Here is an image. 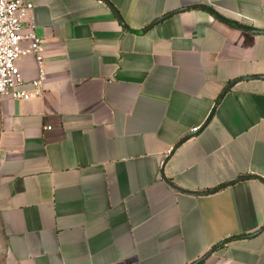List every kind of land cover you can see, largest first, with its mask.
Returning <instances> with one entry per match:
<instances>
[{
	"label": "crops",
	"instance_id": "crops-1",
	"mask_svg": "<svg viewBox=\"0 0 264 264\" xmlns=\"http://www.w3.org/2000/svg\"><path fill=\"white\" fill-rule=\"evenodd\" d=\"M24 1L0 264H264V0Z\"/></svg>",
	"mask_w": 264,
	"mask_h": 264
},
{
	"label": "built area",
	"instance_id": "built-area-1",
	"mask_svg": "<svg viewBox=\"0 0 264 264\" xmlns=\"http://www.w3.org/2000/svg\"><path fill=\"white\" fill-rule=\"evenodd\" d=\"M33 8L24 0H0V97L29 99L44 91L46 48L33 31ZM29 57L35 62L37 77L31 82V91L26 92L20 90L24 80L16 63Z\"/></svg>",
	"mask_w": 264,
	"mask_h": 264
},
{
	"label": "water",
	"instance_id": "water-1",
	"mask_svg": "<svg viewBox=\"0 0 264 264\" xmlns=\"http://www.w3.org/2000/svg\"><path fill=\"white\" fill-rule=\"evenodd\" d=\"M201 8H202L203 10H205L206 12H208L209 14H211V15H212L214 18H216L217 20H220V21H222V22H224V23H227V24H229V25H231V26H234V27H236V28H239V29H241V30H245V31H248V32H253V33H264V32H262V31H257V30L251 29V28H247V27L242 26V25H239V24H237V23H235V22H232V21L226 20L225 18L221 17L220 15H218L216 12H214L212 9H210V8H208V7H204V6H202ZM231 86H232V84H229V86H227V87L224 89V91H223L221 97L223 96V94H224V93H225V92H226ZM183 141H184V140H181L180 143L183 142ZM218 189H220V188H218ZM214 191H217V190H214ZM195 195H196V194H195ZM242 237H247V236H242ZM232 239H234V238H232ZM230 240H231V239H228V240H225V241L220 242L217 246H215V247L213 248L212 251H214L217 247H219V246H221V245H223V244H226V243L229 242ZM205 257H206V256H205ZM203 259H204V258L198 260L197 263L201 262Z\"/></svg>",
	"mask_w": 264,
	"mask_h": 264
}]
</instances>
